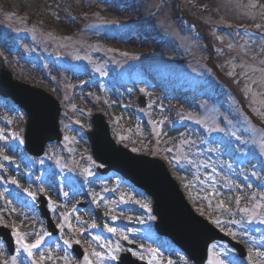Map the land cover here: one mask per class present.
I'll use <instances>...</instances> for the list:
<instances>
[{
	"label": "rangeland",
	"instance_id": "374dc122",
	"mask_svg": "<svg viewBox=\"0 0 264 264\" xmlns=\"http://www.w3.org/2000/svg\"><path fill=\"white\" fill-rule=\"evenodd\" d=\"M176 1L180 12L193 20L185 24V31L179 29L175 0H0V69L59 103L62 135L40 158L27 156L22 144L26 116L0 97V227L9 230L14 240L9 255L0 239V264H11L14 256L17 264H32L40 253L44 264H65V256L69 264H84L86 253L97 251L107 257L116 244L121 246L119 258L125 252L122 243L135 247L131 255L137 253L133 258L146 264L152 260L149 249L156 250L152 264H190L170 241L155 235L151 200L143 192L114 172L100 175L101 166L93 161L86 137L90 119L97 114L117 145L161 160L196 214L246 252L239 259L226 244L214 243L211 255L226 254L223 258L231 264H264V225L248 224L247 217L242 224L231 223L242 219L237 197L240 208H251L264 196L260 149L264 130L244 116L230 93L225 92L224 100L219 98L221 107L210 100V82L216 78L224 82L227 77L208 74L211 62L203 42L210 46L214 42L220 51L223 42L232 58L239 57L236 63L224 64L231 73L247 75L245 92L257 113L264 111V86L260 93L249 83H264V63L259 61L264 40L256 46L244 37L236 40L239 30H245L242 24L259 17V6L252 8L250 3L264 5V0ZM30 16L39 22L33 25L27 21ZM177 56H185V65L173 62ZM247 70L252 71L251 79ZM138 98L143 99V108L138 107ZM232 107L239 115L229 122L239 124L242 134L235 128H219L220 119L228 108L233 112ZM259 116L256 121L264 124V116ZM39 197L46 200L58 231L54 236L40 217ZM221 201L228 211L218 207ZM217 219L221 226L213 223ZM13 226L25 235L26 243L42 241L32 258L18 249ZM106 226L116 228L117 234ZM120 233L133 243L121 239ZM66 240L71 245L80 241L81 259ZM89 259L96 264L95 257ZM117 261L105 258L102 264Z\"/></svg>",
	"mask_w": 264,
	"mask_h": 264
},
{
	"label": "water",
	"instance_id": "95a60500",
	"mask_svg": "<svg viewBox=\"0 0 264 264\" xmlns=\"http://www.w3.org/2000/svg\"><path fill=\"white\" fill-rule=\"evenodd\" d=\"M0 94L12 98L26 111L25 142L30 153L41 154L47 142L59 138L56 125L58 108L49 98L12 83L9 74L5 73L1 74ZM93 124L94 131L89 134V140L94 158L106 166L104 172L116 170L152 197L153 214L157 218L155 230L171 238L191 260L200 264L205 258L207 245L223 238L190 212L164 167L115 148L101 117H94Z\"/></svg>",
	"mask_w": 264,
	"mask_h": 264
},
{
	"label": "snow or ice",
	"instance_id": "6c2138e0",
	"mask_svg": "<svg viewBox=\"0 0 264 264\" xmlns=\"http://www.w3.org/2000/svg\"><path fill=\"white\" fill-rule=\"evenodd\" d=\"M261 7V8H264V5H257L256 3L252 2L250 3L249 7H252V8H255V7ZM262 15H264V13H262ZM262 26L261 25H257V28H261ZM262 35V39H264V33L261 34ZM231 75V73H230ZM259 115L261 116H264V111L260 112ZM2 138V137H0ZM67 139V138H65ZM194 143V142H193ZM260 149H261V154L264 155V142H262L260 144ZM169 152L172 151L171 148L168 149ZM5 159H7V157H5ZM185 159L187 160V162L189 164H192L193 161L188 159L187 157H185ZM175 163L177 165H179L180 161L179 160H176ZM205 167H207V165H205ZM213 171H215V169H213ZM12 183H15V181H12ZM249 187H251L249 185ZM123 199V198H122ZM251 200L253 201H256L257 200V197L256 196H252L251 197ZM259 201H264V196H261L259 198ZM256 202V203H253L252 207L251 208H248V207H244V208H240L239 205H240V197H237L236 198V207L238 209V211L242 214V219L241 221H237V220H232L231 223L233 224H242L243 223V219L244 217H247V223L248 224H251L253 222H256L258 224H261V225H264V211H261V210H264V203L262 202ZM49 208L54 210V206L52 204L51 201H49ZM143 207H145V209H147V205H143ZM219 208L223 209L224 211H228V209L224 208V203L223 201L220 202V204L218 205ZM231 214V213H230ZM65 220H67V217L65 216L64 217ZM214 224H216L217 226H221L222 225V221L217 219V220H214L213 221ZM91 227H96L95 225H92ZM107 227V226H106ZM69 228H71V225L69 224ZM107 231L112 233L113 235H116L117 234V229L116 228H112V227H107ZM13 236L15 237L16 239V244L18 246V249H22L23 252L27 253V256L29 258H32L33 255H34V249H38L42 243V241L38 238L35 243H26L25 242V235L18 232L15 228V226H13ZM81 235H83V233H80ZM232 235H235V233H231ZM120 236H121V239L123 240H127L129 244L133 243L132 240L129 239L128 236L124 235L123 233H120ZM94 241H99V238L98 237H93L92 238ZM76 244H79L80 241L79 240H76L75 241ZM65 244H67L69 247H71V242L70 241H65ZM104 245H101V247H103ZM120 248L121 246L119 244H116L114 248H110L108 253H107V257H105L102 253L100 252H97V251H92L90 254L86 253L84 255V264H93V261L89 259V255H91L92 257H95L96 258V264H102L103 260L105 258H108V259H111L113 261L117 260L118 257L116 255V253H118L120 251ZM216 248V245H212V248L209 249V261H208V264H231L230 261H228L227 259L223 258L224 256H226V254H216L215 256L211 255L212 253V249H215ZM129 251H131V249H129ZM150 255L152 256V260H154L156 258V250L155 249H149L148 250ZM132 255L133 256H136L137 253L135 252H132ZM48 259H51V256L48 257ZM139 259H143V255H140L139 256ZM64 260H65V264H69V260H68V257L65 256L64 257ZM152 260H149L148 264H152ZM45 262V256L43 253H40V258L39 260H36V259H33L32 260V264H44ZM7 264V262H6ZM11 264H17V259L16 257H12L11 259ZM169 264H171V262H169Z\"/></svg>",
	"mask_w": 264,
	"mask_h": 264
}]
</instances>
